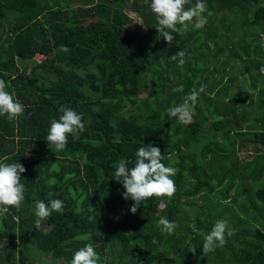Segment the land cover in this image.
I'll return each instance as SVG.
<instances>
[{"label": "trees", "instance_id": "1", "mask_svg": "<svg viewBox=\"0 0 264 264\" xmlns=\"http://www.w3.org/2000/svg\"><path fill=\"white\" fill-rule=\"evenodd\" d=\"M204 2L207 24L168 44L151 0H0V79L25 107L17 120L0 116V162L26 169L24 201L0 216V264H70L88 243L99 264H264V0ZM129 13L145 33L129 28ZM180 50L183 66L170 59ZM93 64L96 73L85 71ZM201 85L191 122L170 118L167 109ZM61 107L81 114L85 130L57 151L46 137ZM239 141L255 145L251 159L238 158ZM149 144L179 170L176 192L132 214L114 173ZM53 199L63 212L37 227L35 203ZM161 217L175 222L173 234ZM221 220L233 235L205 254L203 234ZM41 254L51 261L39 263Z\"/></svg>", "mask_w": 264, "mask_h": 264}, {"label": "clouds", "instance_id": "2", "mask_svg": "<svg viewBox=\"0 0 264 264\" xmlns=\"http://www.w3.org/2000/svg\"><path fill=\"white\" fill-rule=\"evenodd\" d=\"M145 2L147 3L148 0ZM185 5L190 6L186 8ZM150 8L156 18V30L168 44L174 40L172 33L186 32L189 30V25H192L194 29H202L207 24V17L204 14L212 15L204 0H196L194 4L191 0H151ZM59 51L67 53L69 49L61 45ZM185 55L186 53L180 50L170 59L178 61V65L183 66ZM259 72L264 74V66L259 69ZM8 87V83L0 79V116H6L8 120L14 121L24 113L25 107L15 98L14 91L7 90ZM204 87L201 85L199 90L193 88L183 103L168 108V116L176 118L182 124L190 123L194 114V106L200 93L204 91ZM173 91L183 92V85L174 88ZM59 111L62 115L58 120L51 121L46 141L49 146L62 151L67 145L68 135L82 133L85 130V123L82 115L69 107H61ZM135 156L132 167L128 166L127 160H119L114 173V179L125 189L123 198L133 201L130 208L132 214H135L141 204L150 198L167 197L170 200L176 192L173 177L179 171L175 167L166 166L162 162L165 158L160 148L152 144L138 148ZM7 159L8 157L3 158L4 161ZM25 171L24 166L18 162H0V216L7 214L12 207L19 209L24 201L25 185L21 182V174ZM166 207L167 204L161 200L159 208ZM63 209L64 204L60 199H53L49 204L37 201L34 209V214L38 218L36 226L39 227L41 221L50 217L53 212L62 213ZM92 210V208L89 209V211ZM158 224L162 226L161 230L169 235L173 234L177 227L175 222H170L167 217H161ZM226 235L228 237L233 235L227 221H217L210 232L203 234L202 251L207 254L215 251L218 246H223L226 243ZM77 239L88 238L77 237ZM155 242L154 240L153 243ZM191 252L195 254V247H192ZM99 262L100 257L93 244L88 243L73 254L70 264H99Z\"/></svg>", "mask_w": 264, "mask_h": 264}, {"label": "rangeland", "instance_id": "3", "mask_svg": "<svg viewBox=\"0 0 264 264\" xmlns=\"http://www.w3.org/2000/svg\"><path fill=\"white\" fill-rule=\"evenodd\" d=\"M129 16H131L132 18H134L133 24L130 25L129 28H131L133 30L140 31L141 34L145 33V30H144V28L142 26L141 19H139L138 16H136V15H134L132 13H129ZM263 27H264V24H263ZM261 37L263 38V36H261ZM237 39H238V37L236 36L234 38V41H236ZM263 52H264V50H263ZM34 60L36 62H42V61L45 60V58L38 55L37 57L34 58ZM25 67H26V69H29V66L28 65H26ZM96 70L97 69L95 67V64H93L92 66H90L85 71L96 73ZM145 97H147V93L144 91V89H140V98H145ZM201 104H202L203 109L206 111V113L210 117V120L218 119V117L213 116L214 113H213V106L212 105H210L207 102H204V103L201 102ZM119 116L120 115H117V117H119ZM244 145H246V146H244ZM236 152H237V156H238L239 159H241V160H249V159H251L252 155L256 153L255 145H253L251 143H248V142H245L244 143V142L239 141L237 143ZM261 176H262V173L258 172L255 177L259 178ZM105 202L108 205H110V203L108 202V200H105ZM156 213H158V211H156ZM38 256H40V258L38 259V262L39 263H40V259L48 262V261H51V258H52L51 255H43V254H41V255H38ZM52 260L55 261L56 264H59L56 259L52 258Z\"/></svg>", "mask_w": 264, "mask_h": 264}]
</instances>
